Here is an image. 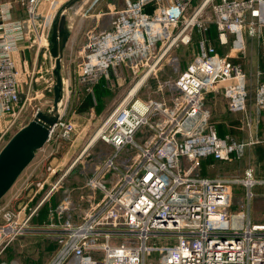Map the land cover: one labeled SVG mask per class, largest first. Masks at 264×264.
<instances>
[{
  "label": "built area",
  "instance_id": "1",
  "mask_svg": "<svg viewBox=\"0 0 264 264\" xmlns=\"http://www.w3.org/2000/svg\"><path fill=\"white\" fill-rule=\"evenodd\" d=\"M66 1L0 0V116L12 120L0 139L9 133L4 144L17 131L14 125L24 107L21 76L29 87L39 81L35 70L23 72L18 67L16 53L28 47L50 54L52 24ZM193 2L125 0V6L114 12L118 21L92 35L85 47L77 75L89 90L95 77L121 63L138 72L136 84L157 71L174 47L191 43L195 30L199 35L195 56L169 85L178 92L172 104L136 98L138 91L126 101L134 84L99 124L96 140H104L116 152L97 164L87 179L88 204L78 220L73 219L75 200L68 191L50 210L48 227L59 248L48 264H264V222L254 221L250 210L251 188L264 179L252 178L250 170L247 179H239L187 174L183 169L184 162L231 160L264 141L258 132L264 79L258 83L253 108L251 75L241 61L221 55L208 35L213 23L220 42L227 43L233 35L234 53L244 54L247 34L261 30L264 41V0H203L196 8ZM209 4L214 19L204 17ZM16 6L24 9L23 17H15ZM259 74L264 75V70ZM40 77L52 92L54 77H44L43 70ZM158 88L163 90L164 85ZM219 90L230 111L244 117L243 140L219 134L207 106L208 94ZM143 127L152 136L138 142L135 137ZM76 135L77 124L61 114L49 140L74 141ZM128 146L137 153L129 166L120 168L115 157ZM240 181L247 186V198L233 208V186ZM33 184L35 192H28ZM58 185L59 180L31 205L45 179L31 180L27 175L0 205V254L31 230L32 219ZM23 197L16 209L15 201Z\"/></svg>",
  "mask_w": 264,
  "mask_h": 264
},
{
  "label": "crops",
  "instance_id": "2",
  "mask_svg": "<svg viewBox=\"0 0 264 264\" xmlns=\"http://www.w3.org/2000/svg\"><path fill=\"white\" fill-rule=\"evenodd\" d=\"M86 1L87 0H82L81 2L85 3ZM101 1L103 2L102 5L96 6L93 9H85L76 3L67 11L71 35L64 49L61 69V73L65 78L62 100L63 107L61 109V114H66V116H69L70 113L71 116L72 113H92V115H94V112L98 109L100 114H97L94 117H98L103 120L110 114L117 103L125 95H127L130 85L134 83L137 77L136 74L138 72L135 73V69L131 65L121 63L118 67H111L107 74L104 73L95 77L93 82L89 84V90L86 88V85L81 83L78 79L77 64L81 61L83 53L85 52V47L92 40V35H96L103 30L111 28V25H106L105 22H103V19L107 18L108 15H113L117 9L116 4L113 3L115 0ZM123 2V6H125V0H123ZM146 8L150 11L152 7L147 6ZM86 12L87 17L83 16L86 14ZM14 15L18 18L23 17L25 15V11L22 7L16 6ZM77 16H81L82 19L87 18V20L84 22L77 21ZM260 31L256 32L254 35H246V50L244 54L234 53V50L232 49V42L234 39L233 35H229L227 43L220 42L217 29L215 30V28L209 30L208 35L221 55H231L232 60L241 61L244 67L246 66L245 70L247 67H249L252 73L251 78L253 79V77L255 78V74H257L258 71L264 70V41L261 36L262 32L260 33ZM16 57L18 67L23 72L35 70V76L38 77L39 81H34L32 86L29 87V83H26L25 75L23 74V76H21V102L24 107L19 114V117L16 119L14 131L20 128L19 125L21 123L19 118H21V114L23 113L24 109L29 107V105L33 106L35 111L31 114V117L27 121L22 123V126L34 118L38 107L43 110L49 108L51 101L53 100L52 95L54 92L53 90L51 92L47 88L48 85L45 80H42L40 73L43 70L44 77H54V69H52V67L55 66V60L51 53L45 55L41 51H37L33 48L25 47L16 53ZM252 63L255 68L254 70L252 69L253 67H251ZM45 70H47V72H45ZM158 70L160 69L158 68ZM261 79H264V75H262ZM219 95L226 99L222 90L212 91L208 94L207 99L214 101ZM87 96L92 98V106L87 111H78L80 105ZM108 97L109 99H107ZM106 99L109 101V104L105 107H102L101 105L106 101ZM142 99H144V97ZM34 105L36 106L34 107ZM253 108L256 107L253 106ZM236 115L240 117V121H242V123H240V121H215L221 136H231L232 134L237 137L245 136L244 117L242 113H236ZM261 117V124L258 129L259 135L264 134V121H262L264 119V111H262ZM102 120L94 121V123L100 124ZM213 120H215L214 115ZM2 121H4L3 123L6 125L5 129H7V126L10 125V121L12 120L9 119L8 115H4L0 116V123ZM88 124H90V122ZM76 140L77 138L74 139V141ZM72 142L73 141L66 140L59 142V139L54 140L52 138L45 144L44 147L37 151L35 158L38 157V159L34 158L36 163L28 174L31 180H33L32 178L35 177L39 179H45L44 189L37 194V198L42 197L52 187V183L56 180V177L59 176V160H62L61 158H63V160L65 159L66 154L69 152L72 146V144H70ZM262 143H264V141L260 144ZM83 153L84 152L82 151L80 156L83 155ZM208 160L215 159L206 158L203 161ZM251 174L253 175L252 171ZM257 180L261 179L258 178ZM62 197L63 195L59 197L58 185V187L52 191L48 200L43 204L38 214L32 219L31 230L26 234L16 238L0 254V264H20L21 262L18 263L15 260L19 255V251H23L25 257L24 262L21 264H48L59 248L56 235L53 234V231H51V229L48 227L49 212L51 209L56 207ZM15 205L16 203H14V206ZM11 249H13V251H11Z\"/></svg>",
  "mask_w": 264,
  "mask_h": 264
},
{
  "label": "rangeland",
  "instance_id": "3",
  "mask_svg": "<svg viewBox=\"0 0 264 264\" xmlns=\"http://www.w3.org/2000/svg\"><path fill=\"white\" fill-rule=\"evenodd\" d=\"M202 1L203 0H194L192 4L193 8L198 7L202 3ZM92 2L93 0H87L85 3L80 1L77 4L81 5V7L85 9L86 8L93 9L94 7L100 6L103 3L101 0H97L95 5L91 6ZM113 3L116 4V8L118 10L124 7L123 0H121V4H120V0H115ZM206 7H207L205 9L206 15L204 17L205 18L210 17L211 19H214L213 6L209 4ZM83 16L87 17V12ZM118 19H119L118 15L115 16L113 14V15H108L107 18L103 19V22H105L106 25H111L112 27L114 22L118 21ZM76 20L84 22L87 20V18L82 19L81 16L80 17L77 16ZM213 25L214 24L212 23L211 26ZM207 26H209V24H207ZM203 27L205 26L203 25ZM198 39H199V35L196 36V30H195L192 36L191 43L185 45L181 44L170 50V52L166 55V57L159 63V66H157L160 70H158L157 68V71H154L151 74H149L146 80L141 84L136 94V98L137 97L141 99L143 97L144 99L154 98V99H159L161 101H165L168 105L172 104L173 96L177 97L178 92L171 91V89H169V85L171 84V82H173L176 79L178 73L195 56L198 50V45H197ZM251 67H253L252 68L253 70L255 69L253 63ZM246 70L249 75L252 74L249 67H247ZM145 72L146 69H144L143 74ZM259 72L260 71H258L257 74H255V78L253 77V79L252 78L250 79V94H251V103L253 106H256L255 97H256V90L258 83L262 81L261 79L262 75H260ZM137 79L138 78H136V80ZM136 80L132 85H130L129 90L134 86ZM161 85H164L163 90H159L158 88ZM107 99H109V97ZM107 99L101 105L102 107H105L109 104V101H107ZM35 106L36 105H34V107ZM207 106L211 109L212 114L215 116L214 121H238V122L240 121V117L236 115V113L230 111L228 102L226 101L225 98L221 97V95H219L218 98L215 99L214 101H212L211 99L208 100ZM34 111L35 108H33V106L29 105V107H26L23 113L21 114V118H19L20 123L27 121L31 117V114ZM97 114L98 115L100 114V111H98V109L94 112V115H92V113H82V114L72 113V116L71 113L69 114L68 116L69 119H71L77 124V135H76L77 140L70 143L72 144V146L69 152L66 154L64 160L63 158L59 157L62 159L59 160V176L56 177V180L52 183V185H54L56 181L59 180V197L65 194L67 191L70 192L71 195L73 196L75 200V208L72 215H73V219L75 220H78L80 218L83 210L86 208L88 204V199L86 197L87 190L84 188L87 179L90 177L97 164H100L105 159L113 156L116 152L114 147H112L109 143L105 142L102 139L94 140L93 142H91L99 126V124L94 123V121L102 120L98 117H94ZM262 121H264V119ZM3 122L4 121L0 123V139L3 136V132L6 127V125ZM89 122L90 124H88ZM240 123H242V121H240ZM8 135L6 134L3 137V140ZM9 136L6 137L5 140H7ZM151 136H152V131L149 128L143 127L141 131L136 135L135 139L138 142H144L147 141ZM260 137L261 139H264V134L260 135ZM231 139L243 140L244 137L243 136L237 137L232 134ZM3 140H0V149L3 147L4 144ZM82 151L84 153L83 155L80 156V153ZM136 153L137 150L135 147L128 146L117 154L114 161L118 167L126 168L133 162ZM35 159H38V157ZM35 159L23 171V173L20 175V177L18 178L12 189L0 200V205H2L6 201V199H8L11 196L12 192L16 189V187L27 177L29 171L36 163ZM183 169L187 174L200 173L212 177L221 176V177L239 178V179H247L249 177L247 172L251 170L253 173L252 178L264 179V143L249 146L247 148V151L243 155L232 158L231 160L228 161L199 160L196 162H184ZM107 178L108 179L110 178V174L107 175ZM32 179L39 180V178L37 177ZM251 189L254 192V196L251 201V209H250L252 218L254 221L264 222V183L256 184ZM35 190L36 187L33 184L29 188L28 192L34 193ZM42 190H40L39 193ZM246 195H247V186L244 184V182L240 181L239 183H236L233 186V190H232L233 208L235 206L237 207L239 205H242L247 198ZM25 197L15 201L16 209H18L19 206L23 203V201L26 199ZM37 197L33 202H31V205H34L39 202L38 199H40L41 197L40 198ZM40 210L41 207L39 211ZM11 251H13V249H11ZM24 259H25L24 252L19 251V255L15 260L18 263L20 262L22 263L24 262Z\"/></svg>",
  "mask_w": 264,
  "mask_h": 264
},
{
  "label": "water",
  "instance_id": "4",
  "mask_svg": "<svg viewBox=\"0 0 264 264\" xmlns=\"http://www.w3.org/2000/svg\"><path fill=\"white\" fill-rule=\"evenodd\" d=\"M82 0H68L58 11L53 24L50 53L55 60L53 100L48 109H39L34 118L20 127L0 150V200L12 189L23 171L49 140L53 125L63 107L65 78L61 73L64 49L71 35L67 11Z\"/></svg>",
  "mask_w": 264,
  "mask_h": 264
},
{
  "label": "trees",
  "instance_id": "5",
  "mask_svg": "<svg viewBox=\"0 0 264 264\" xmlns=\"http://www.w3.org/2000/svg\"><path fill=\"white\" fill-rule=\"evenodd\" d=\"M216 30V27H215V24L213 26H210L208 28V31L209 30H212L214 29ZM91 97L90 96H87L85 98V100L82 102V104L80 105V108L78 109V111H87L91 106H92V101H91Z\"/></svg>",
  "mask_w": 264,
  "mask_h": 264
},
{
  "label": "bare ground",
  "instance_id": "6",
  "mask_svg": "<svg viewBox=\"0 0 264 264\" xmlns=\"http://www.w3.org/2000/svg\"><path fill=\"white\" fill-rule=\"evenodd\" d=\"M146 78H147V75L143 76V77H142V78H141V79L135 84V86L132 88V92L130 93V95H129V97L127 98L126 101H128V99H131V98H133V97L135 96L136 91H138V89L140 88L141 84L146 80ZM95 139H96V136H94V137L92 138L91 142L94 141Z\"/></svg>",
  "mask_w": 264,
  "mask_h": 264
}]
</instances>
